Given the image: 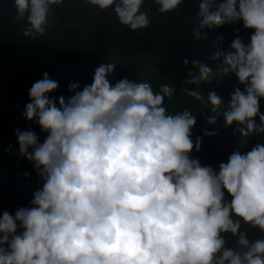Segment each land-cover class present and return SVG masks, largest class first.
<instances>
[{"label": "clouds", "instance_id": "obj_1", "mask_svg": "<svg viewBox=\"0 0 264 264\" xmlns=\"http://www.w3.org/2000/svg\"><path fill=\"white\" fill-rule=\"evenodd\" d=\"M63 2L14 0L16 18L26 19L23 36L44 35L52 6ZM84 2L102 12L112 8L134 32L152 24L140 10L144 0ZM152 3L166 14L184 0ZM197 16L196 39L206 40V29L236 22L254 30L250 43L237 36L231 51H214L215 69L191 61L196 71L184 84L219 83L234 74L245 86L234 90L223 113L215 90L205 100L199 87L181 89L210 108L207 125L221 115L226 128L234 125L237 150L216 167L194 157L203 136L218 133L204 128L193 140L196 116L187 108L170 114L165 107V98L176 92L170 84H161L159 92L127 78L112 85L107 76L113 62L97 67L82 90L69 84L74 95L57 102L49 94L59 83L44 73L31 86L23 115L46 138L41 143L31 129L15 133L19 155L33 163L43 184L29 207L0 214V264H264V238L250 240L248 229L242 230L244 224L264 233V144L239 150L264 134V0H199ZM225 233L234 248L226 247Z\"/></svg>", "mask_w": 264, "mask_h": 264}, {"label": "trees", "instance_id": "obj_2", "mask_svg": "<svg viewBox=\"0 0 264 264\" xmlns=\"http://www.w3.org/2000/svg\"><path fill=\"white\" fill-rule=\"evenodd\" d=\"M198 3L199 0H184L178 10L162 14L152 0H144L140 10L149 13L152 24L134 32L118 22L112 8L102 12L84 0H64L62 4L52 6L44 35L29 38L22 34L26 19L16 18L14 0H0V165L6 166L5 170L16 168V172L21 173L22 184H30L34 191L41 188L43 181L33 163L19 155L15 134L17 129H31L40 136L41 143L46 138L39 126L23 115L26 104L31 102V86L48 73L50 79L59 83V88L49 94L58 102L61 95L66 99L74 95L68 90L69 84L77 83V90H82L92 83L97 67L113 62L115 70L107 76L112 85L127 78L150 83L154 92H159L160 85L165 83L175 87L172 100L165 98V107H175L176 112L187 108L196 116L193 137L203 136L201 130L204 128L216 129L218 133L217 140L213 141L203 136L201 151H194L192 155L198 157L202 164L213 167L227 162L228 156L237 150L240 139L239 133L234 132V125L226 128L222 115L216 125H207L204 115L212 114L210 108H204L200 101L181 94V89L195 90L199 87L205 100L208 93L215 90L224 101L223 113L234 90L239 88L243 91L245 86L234 74L223 77L219 83L213 80L199 86L184 84L186 79H191L189 72L196 71L191 61L199 60L215 69L216 62L210 59L211 54L217 50L231 51L230 44L237 36L244 43H250L254 30L245 29L242 22H236L215 30L206 29L208 38L196 39L193 29L197 28L200 20ZM43 40L48 43L46 54L37 48ZM164 54L168 56L167 62L163 61ZM184 59L190 62L187 66ZM260 111L264 113V99L260 100ZM256 122L259 123L258 117ZM257 142L264 144V134L254 135L239 150L250 151ZM2 172L0 214L6 210L14 215L18 208L27 207L26 200L30 199L25 196L29 190L17 191V195L11 193L13 187L3 179ZM16 197L17 208L14 206ZM245 228L250 240L264 238V233L258 228L251 229L242 224V230ZM223 235L226 240L232 238L231 234Z\"/></svg>", "mask_w": 264, "mask_h": 264}, {"label": "rangeland", "instance_id": "obj_3", "mask_svg": "<svg viewBox=\"0 0 264 264\" xmlns=\"http://www.w3.org/2000/svg\"><path fill=\"white\" fill-rule=\"evenodd\" d=\"M109 9H107L105 12H108ZM105 19V18H104ZM104 21V20H103ZM48 43L46 40H43L41 41L37 48L40 49V52L43 53V54H46L47 51L46 49L48 48L47 47ZM167 54H164L163 55V61L164 62H167ZM172 100V99H171ZM168 109V112L170 114H176L178 113L179 111L176 112V109L175 107L174 108H171V107H167ZM203 127V126H202ZM209 131H216V129H211ZM217 132V131H216ZM194 133V132H193ZM217 137L218 135L216 136H213V137H208V139H210L211 141L213 140H217ZM193 140H195L196 137H192ZM10 160V158H9ZM6 166H1L0 165V171L3 173V179H5V181L10 185V187H13V189L11 190V193L17 195V191H28V193L26 194L25 198L26 199H30V200H26V204H27V207L30 206V201L31 199L33 198V193L35 192L33 190V186L31 187L30 184H22V178H21V173L19 172H16V168H11L9 170H5ZM33 190V191H31ZM16 208H17V197H16V201H15V205H14ZM236 245H235V240L234 239H230L228 244H227V247H230V248H234Z\"/></svg>", "mask_w": 264, "mask_h": 264}, {"label": "crops", "instance_id": "obj_4", "mask_svg": "<svg viewBox=\"0 0 264 264\" xmlns=\"http://www.w3.org/2000/svg\"><path fill=\"white\" fill-rule=\"evenodd\" d=\"M230 239H232V238H230ZM230 239H228L227 241L229 242ZM227 244H228V243H227Z\"/></svg>", "mask_w": 264, "mask_h": 264}]
</instances>
